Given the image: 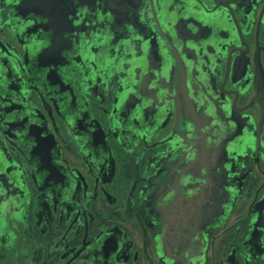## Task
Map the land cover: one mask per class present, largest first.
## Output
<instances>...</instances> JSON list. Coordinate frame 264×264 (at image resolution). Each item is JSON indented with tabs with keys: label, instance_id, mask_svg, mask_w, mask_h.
Returning a JSON list of instances; mask_svg holds the SVG:
<instances>
[{
	"label": "flooded vegetation",
	"instance_id": "flooded-vegetation-1",
	"mask_svg": "<svg viewBox=\"0 0 264 264\" xmlns=\"http://www.w3.org/2000/svg\"><path fill=\"white\" fill-rule=\"evenodd\" d=\"M0 264H264V0H0Z\"/></svg>",
	"mask_w": 264,
	"mask_h": 264
}]
</instances>
